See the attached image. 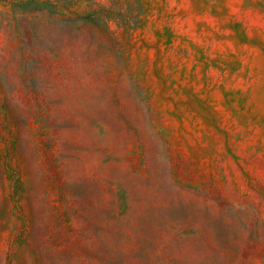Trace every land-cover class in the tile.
Segmentation results:
<instances>
[{
	"label": "rangeland",
	"instance_id": "obj_1",
	"mask_svg": "<svg viewBox=\"0 0 264 264\" xmlns=\"http://www.w3.org/2000/svg\"><path fill=\"white\" fill-rule=\"evenodd\" d=\"M0 264H264V0H0Z\"/></svg>",
	"mask_w": 264,
	"mask_h": 264
}]
</instances>
